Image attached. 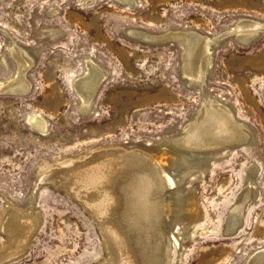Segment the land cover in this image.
<instances>
[{
    "label": "rangeland",
    "instance_id": "374dc122",
    "mask_svg": "<svg viewBox=\"0 0 264 264\" xmlns=\"http://www.w3.org/2000/svg\"><path fill=\"white\" fill-rule=\"evenodd\" d=\"M246 19L264 23V0H0V80L15 77L12 50L19 49L26 53L29 85L22 95L0 91V246L12 206L39 219L24 253L4 264L110 260L100 224L55 183L68 162L69 168L81 164L74 175L103 171L122 150L160 160L158 167L176 182L164 191V263L245 264L264 248V29L247 42L228 30ZM131 30L220 38L202 89L197 78L191 84L185 76L178 43L145 41ZM94 64L104 77L83 112L74 81ZM203 94L242 122L245 140L204 152L167 143L194 117ZM32 116L47 122L45 133L31 126ZM40 174L50 180L37 179ZM120 210L113 220L128 232L124 255L134 264Z\"/></svg>",
    "mask_w": 264,
    "mask_h": 264
},
{
    "label": "bare ground",
    "instance_id": "6f19581e",
    "mask_svg": "<svg viewBox=\"0 0 264 264\" xmlns=\"http://www.w3.org/2000/svg\"><path fill=\"white\" fill-rule=\"evenodd\" d=\"M261 28H264L263 22L246 19L241 20L228 30L233 29L239 40L247 42L256 36ZM129 33L139 35L145 41L153 39L176 40L182 51L185 76L188 81L193 76L194 79L197 78L199 83L197 88L202 89L204 80L202 73H204L203 70L206 71V66L210 65L211 44L212 42L215 43L216 35L201 36L192 31H170L161 36L150 35L138 30H131ZM12 51L17 60L18 74L16 73L12 79L0 80V91L22 95L29 89L28 82L24 78V69L28 68L26 66V53L19 49ZM89 62L92 63L93 61L87 60L85 65ZM90 67L93 69L90 68L87 72L85 69L84 73L74 81L77 93L81 98L80 109L83 112L89 108L93 94L100 80L104 77L103 71L95 64ZM97 68L100 70L98 79H96ZM189 83L191 82L189 81ZM30 124L40 132L45 133L47 130V122L40 116H32ZM244 130L242 122L235 119L228 107L223 106L210 96L204 95L194 117L178 136L167 140V143L183 151L204 152L245 140L248 133H244ZM134 151L122 150L113 153L115 156L114 163L103 171L91 169L85 172L77 171L74 175L73 173L81 167V164L69 168L66 167L70 164L68 162L62 167L64 170L58 178L59 182L57 181L58 183L55 184L70 191L74 198L69 197L75 199L84 210L90 212L91 216L100 224L107 242L108 253L111 252L110 260L103 264H130L129 258H125L124 255L127 247L123 243L124 237L122 238V235L128 236V232H125L126 230L121 227L120 220L117 221V218L116 221L113 220L114 213L118 208L121 209V218L119 219L127 223V231L130 232V239L127 237L128 256L132 257L130 261L134 264H155L156 262L166 264L164 259L166 260L168 257V252L165 246V236L160 229L163 216L168 211V206L164 200V191L166 187L174 185L176 182L174 183L172 177L164 175L165 173L158 167V164H162L160 160L152 161L145 153ZM65 172L68 175L64 174ZM40 175L37 179L50 180V178H44L43 175ZM98 180L99 183H96ZM240 209L241 206L237 205L230 211L228 228L233 227L236 223L235 217L239 214ZM38 220L31 209L22 210L12 206L5 213L1 230L7 242L0 246V264L19 258V255L24 253L27 244H29L30 235L36 230ZM131 240L134 241V244ZM131 243L133 246L135 245V248L131 247ZM133 257L136 258V261L133 260ZM246 261L245 264H264V248L255 251Z\"/></svg>",
    "mask_w": 264,
    "mask_h": 264
},
{
    "label": "water",
    "instance_id": "95a60500",
    "mask_svg": "<svg viewBox=\"0 0 264 264\" xmlns=\"http://www.w3.org/2000/svg\"><path fill=\"white\" fill-rule=\"evenodd\" d=\"M263 29H264V28H263ZM130 35H131V34H130ZM224 35H226V34H224ZM132 36H134V37H140L139 35H132ZM140 38H141V37H140ZM218 40H219V39H216V40H215V43H216ZM150 41H152V42H154V41H163V39H161V40H154V39H153V40H150ZM164 41H174V42H176V40H172V39H170V40L168 39V40H164ZM215 43L212 42L211 45H214ZM101 82H102V81H101ZM101 82H100V83H101ZM100 83H99V85H100ZM99 85H98V87H99ZM98 87H97V88H98ZM96 90H97V89H96ZM94 94H95V93H94ZM94 94H93V96H94ZM82 209H83V208H82ZM83 211H84L85 213H87L86 210L83 209ZM87 214H88V213H87Z\"/></svg>",
    "mask_w": 264,
    "mask_h": 264
}]
</instances>
